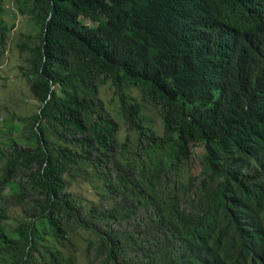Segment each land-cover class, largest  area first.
Listing matches in <instances>:
<instances>
[{"label": "trees", "instance_id": "1", "mask_svg": "<svg viewBox=\"0 0 264 264\" xmlns=\"http://www.w3.org/2000/svg\"><path fill=\"white\" fill-rule=\"evenodd\" d=\"M13 2L0 264H264V0Z\"/></svg>", "mask_w": 264, "mask_h": 264}, {"label": "rangeland", "instance_id": "2", "mask_svg": "<svg viewBox=\"0 0 264 264\" xmlns=\"http://www.w3.org/2000/svg\"><path fill=\"white\" fill-rule=\"evenodd\" d=\"M3 20L12 26L6 36V44L2 58L0 59V140L8 138V128L12 125L18 128L17 120L14 118L29 115L37 110V102L28 91V84L23 76L25 64L22 56L17 51L16 44L25 39L24 34L29 32L23 16L17 13L13 0L3 2ZM31 42L33 38H28ZM130 94L138 98L135 90ZM112 96L111 88L106 84L100 89V97L106 101L107 107L112 110L115 102H108ZM144 115L155 121L154 112L145 105ZM14 136V134H12ZM83 194L95 200L94 193L83 187ZM16 213V211H14Z\"/></svg>", "mask_w": 264, "mask_h": 264}]
</instances>
